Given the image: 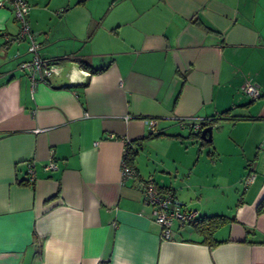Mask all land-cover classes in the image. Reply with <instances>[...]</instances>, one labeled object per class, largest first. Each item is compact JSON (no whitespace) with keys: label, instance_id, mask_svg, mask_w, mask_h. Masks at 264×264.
Listing matches in <instances>:
<instances>
[{"label":"crops","instance_id":"1","mask_svg":"<svg viewBox=\"0 0 264 264\" xmlns=\"http://www.w3.org/2000/svg\"><path fill=\"white\" fill-rule=\"evenodd\" d=\"M52 1L27 18L62 70L34 88L0 6V264H264V0ZM225 111L211 140L181 124ZM150 176L195 212L172 239L143 202ZM206 215L228 220L207 235L193 225Z\"/></svg>","mask_w":264,"mask_h":264},{"label":"built area","instance_id":"2","mask_svg":"<svg viewBox=\"0 0 264 264\" xmlns=\"http://www.w3.org/2000/svg\"><path fill=\"white\" fill-rule=\"evenodd\" d=\"M27 0H0V6L8 5L12 8L14 16L20 23V29L15 36L16 40H26L28 42V53L31 54L29 59L22 61L20 64L23 68L27 69L33 88L36 86L39 79L47 80L51 75L60 74L62 67L56 60L43 57L39 52L41 43L36 40V34L30 28L27 15L30 11V5ZM244 93H247L252 98L258 97L261 92L258 84L254 81H247L243 87ZM214 116L210 117H189L181 119L182 125H187L192 132L200 131L204 124L213 121ZM218 117V115L216 116ZM148 129L151 134L158 133L156 127L157 121L154 118L148 119ZM112 136V135H111ZM124 157L122 158L121 166V179L124 182L130 177H134V168L127 163L125 156L127 154L128 146H132V140L129 138L124 139ZM96 144V143H95ZM27 171L29 173V182L32 184L35 179V163L33 161L27 162ZM58 167L57 162L51 158L45 164L46 170H54ZM254 174L250 173L245 179V184L248 186L253 182ZM153 176H150L141 182V191L143 202L152 208V220L157 222L162 227L161 237L164 239H172L173 237V224L174 221H179L181 226H185L192 221L195 216L193 211H184L180 206L174 205V194L170 190H165L158 183Z\"/></svg>","mask_w":264,"mask_h":264},{"label":"trees","instance_id":"3","mask_svg":"<svg viewBox=\"0 0 264 264\" xmlns=\"http://www.w3.org/2000/svg\"><path fill=\"white\" fill-rule=\"evenodd\" d=\"M78 63H81V65L83 67H85L86 69H89L91 70V73L92 72H99V71H104L105 67H102V68H94L90 63H88L86 60L84 59H80ZM224 114H228V111H225L223 114H220L218 115V117L214 116L212 119L213 121L210 122V123H206L204 124L205 125H210L216 121H218L220 118H222L224 116ZM156 134H159L156 133ZM199 134V132H198ZM150 135H154V134H151ZM135 152L133 151V149H131V147L128 146V149H127V154L125 156V159L127 160V163L131 165V160L134 156ZM132 166V165H131ZM260 205H259V210H262L264 207V198L261 202H259ZM228 220V217L226 215H206L204 217H201V219L199 220H195L193 222V225L196 227V229L204 234H212L216 229L218 228L220 225H222L223 223H225L226 221Z\"/></svg>","mask_w":264,"mask_h":264},{"label":"rangeland","instance_id":"4","mask_svg":"<svg viewBox=\"0 0 264 264\" xmlns=\"http://www.w3.org/2000/svg\"><path fill=\"white\" fill-rule=\"evenodd\" d=\"M28 2V4L30 5V7L31 6H37V5H39L40 4V6H44V5H46L47 4V0H41V1H38V2H34V4H32V0H27ZM76 1H78V0H53L52 2H54L53 4H64V5H70V6H72V5H74L75 3H76ZM89 1V0H88ZM104 3L102 2V3H100V4H97V5H95V3H93L92 1H90V3L88 4V6H89V10H94V8L96 7V6H98V5H103ZM55 6V5H54ZM105 6V5H104ZM67 7V6H66Z\"/></svg>","mask_w":264,"mask_h":264},{"label":"water","instance_id":"5","mask_svg":"<svg viewBox=\"0 0 264 264\" xmlns=\"http://www.w3.org/2000/svg\"><path fill=\"white\" fill-rule=\"evenodd\" d=\"M212 130H213L212 124L204 126L202 131H200L201 132V137L204 138V139L211 140L212 139V137H211Z\"/></svg>","mask_w":264,"mask_h":264}]
</instances>
